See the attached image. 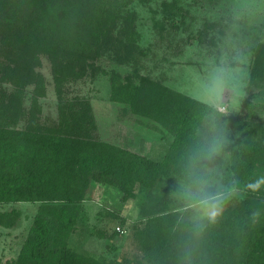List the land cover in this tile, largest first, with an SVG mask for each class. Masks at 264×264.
Instances as JSON below:
<instances>
[{"label": "trees", "instance_id": "trees-1", "mask_svg": "<svg viewBox=\"0 0 264 264\" xmlns=\"http://www.w3.org/2000/svg\"><path fill=\"white\" fill-rule=\"evenodd\" d=\"M133 2L0 0V205L41 204L10 264H103L71 246L93 183L116 188L125 202L135 198L136 186L149 191L143 221L133 227L137 250L113 264H264V139L246 141L227 162L224 151L213 149L230 123L225 114L137 70L118 69L139 62ZM175 8L162 3V27L176 19ZM43 56L52 67L55 120L43 114ZM107 56L117 64L109 78L110 102L165 125L174 137L162 161L102 141L91 101L68 97L71 85L97 76V63ZM250 81L251 88H260L251 97L264 96V44L255 48ZM243 105L251 124L256 104L247 99ZM209 119L215 126L208 131ZM231 123L249 129L239 119ZM162 177H177L189 189L200 184L213 194L238 196L221 204L204 229H194L192 207L184 211L173 199L156 198ZM7 220L0 214L2 227Z\"/></svg>", "mask_w": 264, "mask_h": 264}, {"label": "rangeland", "instance_id": "rangeland-1", "mask_svg": "<svg viewBox=\"0 0 264 264\" xmlns=\"http://www.w3.org/2000/svg\"><path fill=\"white\" fill-rule=\"evenodd\" d=\"M164 2L176 6L178 15L175 20L167 19L162 27L160 10ZM130 8L137 13L135 29L141 51L136 57L139 62L136 66L124 64L118 69L123 74L137 70L139 75L225 114L230 121L223 130L225 136L213 144L215 152L224 151L225 161L228 162L246 141L261 143L264 139V96L251 97L260 88L255 84L250 87V74L255 48L264 44V0H134ZM97 65L102 68L97 76L71 85L68 97L80 95L91 101L102 141L153 161H162L174 137L165 125L110 102L109 78L117 64L107 56ZM51 68L48 58L43 56L40 72L45 76L48 91L47 98L41 101L43 114L55 120L58 102ZM247 99L256 104L253 110L256 117L251 124L247 122V110L243 105ZM232 119L247 123L248 131L232 128ZM206 123L208 131L215 126L211 119ZM215 184L213 180L212 186ZM188 191L177 177H162L154 194L159 199H173L184 211L192 207L191 228L204 229L208 220L199 217L196 201L188 198ZM134 192L135 198L125 202L124 194L116 188L93 183L84 203L86 216L79 221L71 246L79 252H88L103 264H113L123 255L136 252L133 227L143 218L141 210L149 191L136 186ZM220 195L222 204L238 196L233 191ZM40 205H0V214L8 218V227L0 225V264H10L19 257ZM111 212L114 217L109 215ZM118 229L121 231L117 235ZM99 232L107 235L100 237Z\"/></svg>", "mask_w": 264, "mask_h": 264}, {"label": "clouds", "instance_id": "clouds-1", "mask_svg": "<svg viewBox=\"0 0 264 264\" xmlns=\"http://www.w3.org/2000/svg\"><path fill=\"white\" fill-rule=\"evenodd\" d=\"M187 195L190 200L196 201V211L200 218L212 221L220 214L222 204L220 194H213L206 189L201 190L198 184L195 189L190 188Z\"/></svg>", "mask_w": 264, "mask_h": 264}, {"label": "built area", "instance_id": "built-area-1", "mask_svg": "<svg viewBox=\"0 0 264 264\" xmlns=\"http://www.w3.org/2000/svg\"><path fill=\"white\" fill-rule=\"evenodd\" d=\"M118 231H121V229H118Z\"/></svg>", "mask_w": 264, "mask_h": 264}]
</instances>
